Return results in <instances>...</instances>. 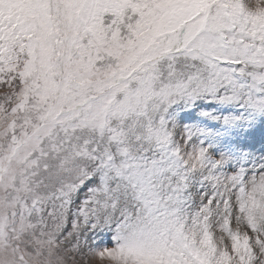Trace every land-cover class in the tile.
I'll use <instances>...</instances> for the list:
<instances>
[{
	"label": "rangeland",
	"instance_id": "1",
	"mask_svg": "<svg viewBox=\"0 0 264 264\" xmlns=\"http://www.w3.org/2000/svg\"><path fill=\"white\" fill-rule=\"evenodd\" d=\"M0 264H264V0H0Z\"/></svg>",
	"mask_w": 264,
	"mask_h": 264
}]
</instances>
